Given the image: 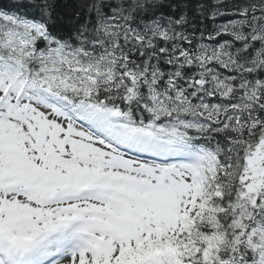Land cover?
Returning a JSON list of instances; mask_svg holds the SVG:
<instances>
[{
    "label": "trees",
    "instance_id": "obj_1",
    "mask_svg": "<svg viewBox=\"0 0 264 264\" xmlns=\"http://www.w3.org/2000/svg\"><path fill=\"white\" fill-rule=\"evenodd\" d=\"M0 10L43 23L52 39L18 53L9 33L26 31L0 17V57L74 102L215 154L193 225L145 252L255 264L264 254V0H0Z\"/></svg>",
    "mask_w": 264,
    "mask_h": 264
},
{
    "label": "rangeland",
    "instance_id": "obj_2",
    "mask_svg": "<svg viewBox=\"0 0 264 264\" xmlns=\"http://www.w3.org/2000/svg\"><path fill=\"white\" fill-rule=\"evenodd\" d=\"M20 23L42 33V28L38 25L28 21H20ZM9 73L7 65L0 64V80L10 82L2 97L3 105L0 106V111H2L0 112V117H2L0 118V132L14 133L11 140L18 142L21 148L24 144L29 145L32 152L31 160L34 163L45 167L61 165L58 160H55L56 158L61 159L60 157L55 158L48 154L46 152L48 150L45 148H42L43 151L39 150L40 147L33 140V133L30 129L40 130L46 136L47 142L43 145H49V151L54 152L52 148L57 147L62 155L68 153L69 156L76 157L73 161L75 163H79V159H82L83 164L76 165L77 169L88 173L91 179L97 178L101 183L110 185L108 188L102 186V188H97L105 191L106 194H103L102 197H96L97 199L95 197L81 198L68 201L67 205H62L56 209L50 208L49 211H45L44 214L48 215L42 216L43 219L48 218L53 221L62 219L63 226L53 232H48L44 237L42 234L33 238L36 230L38 234L42 233L41 224L43 220L36 217L32 220L22 217L14 218L13 224L20 229L21 239L15 240L12 242L13 244L30 245L35 251L33 244L49 237L48 241L56 242L59 248H65L68 244L67 240L72 234V228L76 224L72 228L66 229L67 225H70L74 219H83V210L93 207L108 215L103 214L104 217H96L92 221L85 220L78 224L87 226L88 230L94 233V241L89 243L90 245L87 244L88 247L86 245L84 250L75 258L67 257L59 264H120L123 257L125 259L122 262L125 264V260H129V255L133 249L161 234L163 229L155 219L164 221L168 228L174 229L178 225L180 216L185 218L189 206L194 208L192 215L198 213L201 205L198 200V191L206 179L203 175V167L200 170L199 165L200 163L210 166L214 164L215 159L210 152L202 148L186 151L182 148H173L171 144L154 137H151L149 141H146L144 136L137 137L138 139L135 141L138 145L141 146L147 142V152L144 155L170 156L181 154L196 158L195 163L188 164L185 168L182 166L160 167L149 164L144 159L137 160L133 157H126L123 152L116 151L106 142H94L92 137L93 141L88 140L79 143V140H87L79 135L85 133L84 130H79L69 119L55 118L52 113L45 111V108L34 102L35 95L32 98L29 95L30 99L27 100L29 91L37 92L39 88L19 77L14 78ZM3 82H0V89L4 86ZM21 88L24 89V93L21 92ZM60 101L67 105L64 99H60ZM34 107L38 108L40 113L32 111ZM74 110L73 117L84 121L89 127L105 128L104 130L108 133H119L121 130L117 123L114 124L115 122L110 121L108 112L102 113L92 107L89 110L82 107L74 108ZM8 113L11 115L7 116ZM30 124L31 126H29ZM81 127L85 128L84 126ZM123 134L126 139L134 140L135 138L126 133ZM193 176L196 177L195 180L192 178ZM119 187L122 191L127 192L125 193L126 196L121 193ZM10 193L12 192L9 191V195ZM29 195H34V192H29ZM28 201H35V198H28ZM107 201L112 202L111 205ZM7 202L13 206L21 204V200L15 198L9 199ZM29 202L22 205L30 206ZM130 209L135 211L132 216L129 213ZM137 213L143 215L141 225L144 224L149 229L148 232H142L139 222L133 218ZM117 225H120L123 233L119 234V238L112 239V230ZM2 230L6 231L3 224ZM26 235H28V239H25L24 236ZM1 241H5L3 232H0ZM145 264H158V259L148 258Z\"/></svg>",
    "mask_w": 264,
    "mask_h": 264
},
{
    "label": "bare ground",
    "instance_id": "obj_3",
    "mask_svg": "<svg viewBox=\"0 0 264 264\" xmlns=\"http://www.w3.org/2000/svg\"><path fill=\"white\" fill-rule=\"evenodd\" d=\"M100 134H102V138L108 140L110 143H113L116 146H119L121 148L125 147L126 149L132 151V152H136V153H146L147 149V142H144V144H142L141 146L137 144V142L135 140H137V137H141L144 136L146 141L151 140L150 135L146 134V133H142L141 131H129L128 130V136L131 137H135L134 140L132 139H126L124 136H121L120 133L119 134H115V133H108L106 132L104 129L101 130V132H99ZM45 244L43 243H37V246H44Z\"/></svg>",
    "mask_w": 264,
    "mask_h": 264
}]
</instances>
